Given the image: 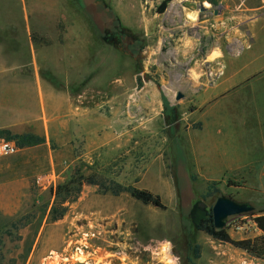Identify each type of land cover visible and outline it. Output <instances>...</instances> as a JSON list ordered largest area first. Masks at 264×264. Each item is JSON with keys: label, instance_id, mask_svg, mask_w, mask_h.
Returning a JSON list of instances; mask_svg holds the SVG:
<instances>
[{"label": "rangeland", "instance_id": "rangeland-1", "mask_svg": "<svg viewBox=\"0 0 264 264\" xmlns=\"http://www.w3.org/2000/svg\"><path fill=\"white\" fill-rule=\"evenodd\" d=\"M166 1L168 3L165 10L159 13V8ZM213 1L215 4L212 8L208 0H0V21L1 18L3 20L9 18L12 22H22L21 15L15 10L19 11L25 7L30 11L28 18L31 22L53 23V29L60 37L63 35L65 23H82L87 26V33L92 41L91 60H95L94 51L100 50L107 57L108 62L106 92L95 95L94 100H106L117 86L121 87L120 81H122L123 87H128L129 92L132 91L134 95L141 92L143 86L149 85L170 93L174 102L173 106H170L172 111L169 114L167 112L164 114V108L160 112L150 110L149 114L138 109L142 114L138 119L139 127L133 131V141L136 143L132 144V149L129 148L116 155L113 151H106L100 158L96 153L91 155V159L80 160L68 166L61 165L52 172L55 174V184L49 189H37L33 176L25 191L11 192V194H19L21 202L27 204V207L22 206L24 213L21 216L31 214L35 218L38 217V226L42 228L38 234L37 247L32 254L19 252L20 241H17L15 236L19 235L20 231L13 232V237L2 236L0 264H7L10 259H16V263L21 264L20 262L26 257L29 258L28 264H77L75 261L78 259L83 261L84 258L86 261L82 264H154L157 260L160 264H166L160 253L161 244L166 241L171 246L164 256L167 259L174 258L175 264H213L214 257H225L223 249L228 248L232 252L237 250L229 244L214 241L204 233L195 231L190 223V209L206 194L208 183L200 182L198 179L192 180V174H186L184 168H181L182 156L178 143L180 132L186 127L177 120L180 115H186L187 118V114L194 110L193 102L187 101L192 98L194 100L195 96L185 89L174 90L175 80L166 77L170 70L194 72L207 69L206 64L196 60L194 56L182 63H173L170 60L168 51L173 47L170 45H174L180 35L179 31L171 33L175 29L170 26L169 13L172 14L175 7L196 9L202 14V19L224 13L222 20L215 25L214 35L225 55L231 50L226 46L227 33L235 37V53L264 54V0ZM206 2H209L210 6H207ZM201 7H204L203 11ZM50 9L55 11V14H51ZM6 12L11 14H5ZM114 23L119 25L118 30H121L120 36H123L124 41L110 45L105 40L114 35L112 32ZM154 28L155 31H152ZM254 28L257 30V36L253 35ZM149 33L155 44L162 45L161 53L155 55L154 59L152 57L148 59L145 53H142L146 49ZM136 48L137 54L132 51ZM114 51H117V57ZM120 55L122 63L116 64L114 60L116 58L119 61ZM218 61L214 64L215 70L225 67L221 59ZM263 63L260 62L257 68L252 70V76L254 78L260 76V78L241 85L235 91L220 98L217 106L237 103L242 105L251 100L263 109ZM246 72L248 70H243L242 74ZM178 104H183L182 110L179 109ZM153 113L156 119L160 114L164 117L157 126L147 125L146 120ZM162 117L160 116L161 119ZM130 124L132 126V123ZM194 126L195 124L192 125ZM255 127L259 132L264 131L263 112L258 124L256 122L253 125V130ZM132 128L134 126H127L130 131ZM241 128L239 125L236 127L238 130ZM249 135H252L251 131ZM158 155L163 161L161 169L153 163ZM150 164H152L151 171L146 172ZM48 171L51 170H40L38 167V176ZM76 171L85 177L93 176L100 182L113 181L122 187L132 186L147 190L158 195L166 209L144 205L127 193H121L119 196H113L111 193L103 194L99 192L98 186L84 184L79 198L65 204L67 211L63 218L53 222L49 219V212L56 201L55 190L59 185L65 184ZM231 181L235 185L230 187L217 185L218 192L208 196L204 204L208 207L213 206L220 195L229 196L236 201L245 197V200L239 202H256L261 199L262 193L256 191V188L247 189L240 181ZM12 200L17 201V198ZM251 202L255 212L263 210V204ZM10 222L1 225L0 232ZM226 228L234 240L259 236L258 228L248 216L231 218ZM27 240L21 244L23 251L26 249ZM95 240L101 241L106 246H116L110 252L112 254L107 256L109 260L103 258L98 250L93 251L90 247L88 243ZM112 242L116 243L112 244ZM196 246H199V259H195L193 255ZM240 259L230 258L229 264H239ZM258 261L264 264V260L258 259Z\"/></svg>", "mask_w": 264, "mask_h": 264}, {"label": "crops", "instance_id": "crops-1", "mask_svg": "<svg viewBox=\"0 0 264 264\" xmlns=\"http://www.w3.org/2000/svg\"><path fill=\"white\" fill-rule=\"evenodd\" d=\"M206 5L210 6L209 2ZM15 11L21 15L22 22H12L9 18L0 21V130L40 137L43 142L23 148L17 145L16 154L0 157V226L24 213L22 206L27 207L26 202H21V196L11 192L25 191L30 179L38 175V167L53 172L61 165L91 159L92 154L97 153L100 158L106 151L116 155L132 149V144L136 143L133 131L139 127L138 119L142 114L139 110L148 114L150 110L160 112L164 100L169 106L174 103L170 93L158 87L145 85L134 95L128 87H123L122 81L121 87L117 86L106 100H94L95 95L106 92L108 62L100 50L94 51L95 60H91L92 41L87 26L65 23L60 37L53 29V23L31 22L29 9L24 7ZM223 14L214 15L215 18L203 16L206 18L202 19L196 9L183 6L175 7L172 14L169 13L170 26L175 29L171 33L180 32L174 45H170L173 46L168 51L170 60L182 63L194 56L207 66V69L194 72L170 70L165 74L175 80L174 90L185 89L195 96L194 100L187 101L193 102L194 110L187 118L180 115L177 120L186 127L180 132L178 143L182 156L180 165L186 174H193L200 182L228 186L229 181L237 180L247 189L256 188L262 193L261 199L248 202L264 205V131L259 132L256 127L253 130L264 108L251 100L242 105L217 106L220 98L260 78H254L252 70L264 62V54L235 53V37L227 33L226 46L231 50L225 55L214 35L215 25L222 20ZM253 35H258L255 28ZM150 36L151 33L147 34L146 49L142 53L148 59H154L161 53L162 45L155 44ZM114 52L117 57V51ZM119 58V61L115 58L116 64L122 63V56ZM220 59L225 67L222 65L220 70H215L214 64ZM243 70L248 72L242 74ZM178 105L182 110L183 104ZM160 116L156 119L155 113L151 114L146 120L147 125H159L164 120ZM128 125L134 128L130 131ZM236 125L240 128L243 125V128L238 130ZM250 131L252 135H249ZM153 163L161 169L162 157L158 155ZM152 164L146 172L151 171ZM15 197L17 201L12 200ZM243 200L245 197L239 201ZM41 228L36 217L20 230L21 254L35 251ZM257 235H262L258 229ZM26 239L27 250L24 248L23 251L21 244ZM88 244L106 260L116 247L106 246L99 240ZM223 250L225 257H214L213 264H229L230 258L246 255L239 249ZM28 260L26 257L20 263L28 264ZM85 261L86 258L75 262L82 264ZM255 261L263 264L258 259ZM154 264H160L159 260Z\"/></svg>", "mask_w": 264, "mask_h": 264}, {"label": "trees", "instance_id": "trees-1", "mask_svg": "<svg viewBox=\"0 0 264 264\" xmlns=\"http://www.w3.org/2000/svg\"><path fill=\"white\" fill-rule=\"evenodd\" d=\"M211 4H215L213 0H208ZM168 1L164 2L162 6L159 8V13H163L166 8ZM114 28H112L113 36H109L107 40H105L110 45H116L119 43H123L124 38L121 35V30H118V26L114 23ZM135 46V45H134ZM138 47V45H137ZM134 53H138V49L132 50ZM164 114L166 112L172 111V108L168 105V103L164 100L163 103ZM196 125L194 126V128ZM5 137L9 140H15L19 148L33 146L36 144H40L43 142V139L40 137H34L32 135H15L10 133L8 130H0V138ZM192 180H197V177L193 174L191 175ZM84 184L88 185H96L99 188L100 193H111L113 196H119L121 193H127L132 198L137 201H140L144 205H151L157 209L165 210L166 207L161 202V199L158 195H154L147 190H140L132 186L122 187L120 184L115 182H100L94 179L93 176L85 177L81 173H74L71 178L62 185H59L55 190V198L53 207L49 212V219L53 222L59 221L63 218L67 211V207L65 204L72 203L76 201L81 193V188ZM218 184L215 182H209L206 186V194L201 197V200H198L190 209L189 212V220L193 227V229L197 232L204 233L209 236L212 240L218 241L223 244H229L232 247L242 250L247 253L249 256L264 260V208L258 212H253L252 214H248V216L252 219L253 223L256 225L258 230L261 231L262 235L244 240H234L229 235L227 228L217 230L213 225L212 218V206H206L204 204V200L211 196L213 193H217ZM235 185L232 181L228 182V186ZM242 185V184H241ZM241 185L239 187H241ZM214 190V191H212ZM35 216L31 214H26L21 216L19 219L11 221L9 225L0 232V244L2 236L6 235L8 237H13V232H18L21 229L28 226L34 220ZM15 239L17 241H21L22 237L20 235H16ZM193 255L195 259H199L200 251L199 246H196L193 249ZM0 259H2V253L0 251ZM16 259H10L7 264H15Z\"/></svg>", "mask_w": 264, "mask_h": 264}, {"label": "water", "instance_id": "water-1", "mask_svg": "<svg viewBox=\"0 0 264 264\" xmlns=\"http://www.w3.org/2000/svg\"><path fill=\"white\" fill-rule=\"evenodd\" d=\"M212 218L215 229L226 228L231 218L252 214L255 211L249 202H239L226 195H220L212 206Z\"/></svg>", "mask_w": 264, "mask_h": 264}, {"label": "built area", "instance_id": "built-area-1", "mask_svg": "<svg viewBox=\"0 0 264 264\" xmlns=\"http://www.w3.org/2000/svg\"><path fill=\"white\" fill-rule=\"evenodd\" d=\"M17 144L12 140L0 139V157L11 156L18 152ZM55 174L48 172L42 175H37L34 178V183L36 188L41 190H46L54 186L55 184ZM239 264H256L254 258H251L248 254L243 256Z\"/></svg>", "mask_w": 264, "mask_h": 264}, {"label": "clouds", "instance_id": "clouds-1", "mask_svg": "<svg viewBox=\"0 0 264 264\" xmlns=\"http://www.w3.org/2000/svg\"><path fill=\"white\" fill-rule=\"evenodd\" d=\"M170 246H171L170 243L167 241L162 243L160 247V253H161V256L166 260V264H175L174 258L167 259V257L164 256V253L167 251L168 248H170Z\"/></svg>", "mask_w": 264, "mask_h": 264}, {"label": "flooded vegetation", "instance_id": "flooded-vegetation-1", "mask_svg": "<svg viewBox=\"0 0 264 264\" xmlns=\"http://www.w3.org/2000/svg\"><path fill=\"white\" fill-rule=\"evenodd\" d=\"M210 4H211V3H210ZM213 6H214V5H213V4H211V6H210V7H212V8H213Z\"/></svg>", "mask_w": 264, "mask_h": 264}, {"label": "bare ground", "instance_id": "bare-ground-1", "mask_svg": "<svg viewBox=\"0 0 264 264\" xmlns=\"http://www.w3.org/2000/svg\"><path fill=\"white\" fill-rule=\"evenodd\" d=\"M80 260V259H79Z\"/></svg>", "mask_w": 264, "mask_h": 264}]
</instances>
